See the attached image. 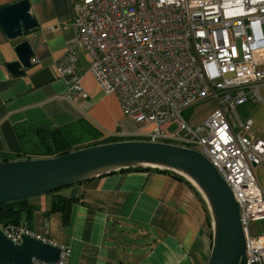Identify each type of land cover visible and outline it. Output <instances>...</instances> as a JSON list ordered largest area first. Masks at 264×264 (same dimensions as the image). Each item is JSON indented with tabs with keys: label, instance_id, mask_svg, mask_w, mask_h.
I'll use <instances>...</instances> for the list:
<instances>
[{
	"label": "built area",
	"instance_id": "built-area-1",
	"mask_svg": "<svg viewBox=\"0 0 264 264\" xmlns=\"http://www.w3.org/2000/svg\"><path fill=\"white\" fill-rule=\"evenodd\" d=\"M72 7L75 46L89 55L102 92L134 122L152 126L145 140L194 148L210 161L239 205L246 264H264V232L250 229L264 220L256 173L264 138L249 136L252 119L236 112L263 100L264 0H73ZM75 61L69 47L56 66L69 101L86 95ZM205 99L214 107L190 124L182 112ZM0 227L14 241L32 232L23 221ZM69 254L61 245L53 264H67Z\"/></svg>",
	"mask_w": 264,
	"mask_h": 264
},
{
	"label": "crops",
	"instance_id": "crops-1",
	"mask_svg": "<svg viewBox=\"0 0 264 264\" xmlns=\"http://www.w3.org/2000/svg\"><path fill=\"white\" fill-rule=\"evenodd\" d=\"M15 1L0 0V6ZM29 2L38 23L35 29L10 39L0 27V154L16 159L22 142L30 144L38 131L78 119L93 123L104 136L145 140L143 134L152 126L123 114L117 97L103 93L88 70L87 52L75 46L73 0ZM23 39L33 51L32 64L15 76L7 63L17 60L14 47ZM69 47L86 90L85 96L72 101L65 98L66 85L56 71ZM259 92L262 101L249 99L236 112L242 120L252 119L249 136L264 138V83ZM208 100L212 101L197 103ZM212 108L188 122L200 123ZM198 192L185 176L174 172L123 168L57 192L72 200L66 224L60 212L45 214L53 200L51 193L30 198L28 204L34 209L22 221L35 235L69 246L67 264H205L212 229Z\"/></svg>",
	"mask_w": 264,
	"mask_h": 264
},
{
	"label": "water",
	"instance_id": "water-1",
	"mask_svg": "<svg viewBox=\"0 0 264 264\" xmlns=\"http://www.w3.org/2000/svg\"><path fill=\"white\" fill-rule=\"evenodd\" d=\"M38 26L29 0L0 6V27L10 39ZM17 60L7 63L15 76L30 67L33 51L18 42ZM129 167H157L185 176L201 193L211 219V249L205 264H246L239 205L217 169L194 148L167 142L119 140L76 149L49 158L0 159V203L48 194L89 178ZM61 246L34 233L17 241L0 227V264H53Z\"/></svg>",
	"mask_w": 264,
	"mask_h": 264
},
{
	"label": "trees",
	"instance_id": "trees-1",
	"mask_svg": "<svg viewBox=\"0 0 264 264\" xmlns=\"http://www.w3.org/2000/svg\"><path fill=\"white\" fill-rule=\"evenodd\" d=\"M112 141L119 140L110 135L104 136L103 132L88 120L78 119L67 125L38 131L35 136L30 139V144L29 141H27V144H25L26 141L22 142L23 150L21 154L16 157V159L49 158L76 149H81ZM14 157V155L0 154V159L3 160L15 159ZM139 168L141 167H129L126 169ZM152 168L161 171L173 172L168 169H160L157 167ZM174 173L180 176L176 172ZM57 192V190L51 192V194L54 195L53 200L51 202L49 210H47L45 214L48 215L50 212L56 211L60 212L62 215L63 223L66 224L70 214L72 200L68 196L58 194ZM198 193L201 194L200 192ZM28 200L29 199H22L14 202L0 203V225H17L22 222V219L28 220L34 209L33 205L28 204ZM207 213V221L209 224H211L208 209Z\"/></svg>",
	"mask_w": 264,
	"mask_h": 264
},
{
	"label": "rangeland",
	"instance_id": "rangeland-1",
	"mask_svg": "<svg viewBox=\"0 0 264 264\" xmlns=\"http://www.w3.org/2000/svg\"><path fill=\"white\" fill-rule=\"evenodd\" d=\"M212 104H213L212 101L208 100V101L197 103V105H195V106L191 105L190 107L186 108L182 112V116L188 121L192 117H194V119H195L196 117L201 116L203 113L208 111V109H210V107L212 108ZM175 129H176L175 124H173L172 126H169V128H168L169 131H174ZM139 140H144V139H139ZM193 147L197 148V146H193ZM256 173H257V177L259 179L260 185L262 186V188L264 190V165L257 166L256 167ZM65 189H66V187L61 188L57 191L60 193H64ZM42 196L45 197L46 195L44 194ZM31 199H33V198H31ZM250 229L253 232H258V233L264 232V220L251 222L250 223Z\"/></svg>",
	"mask_w": 264,
	"mask_h": 264
}]
</instances>
